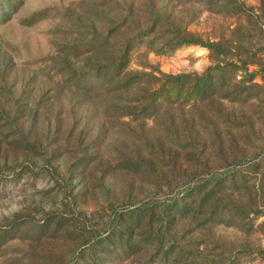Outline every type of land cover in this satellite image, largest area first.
<instances>
[{
	"label": "rangeland",
	"instance_id": "rangeland-1",
	"mask_svg": "<svg viewBox=\"0 0 264 264\" xmlns=\"http://www.w3.org/2000/svg\"><path fill=\"white\" fill-rule=\"evenodd\" d=\"M0 264H264V0H0Z\"/></svg>",
	"mask_w": 264,
	"mask_h": 264
},
{
	"label": "trees",
	"instance_id": "trees-1",
	"mask_svg": "<svg viewBox=\"0 0 264 264\" xmlns=\"http://www.w3.org/2000/svg\"><path fill=\"white\" fill-rule=\"evenodd\" d=\"M191 40H187L186 43H190ZM123 65V62H122ZM164 83L158 88L156 91V96L159 99H171L172 97L180 99L181 97H186V99H193L201 95L202 97L205 95V89L201 87H193L185 88L186 80L190 77L189 75H176V76H168ZM206 80H200L203 86H205ZM201 84V85H202Z\"/></svg>",
	"mask_w": 264,
	"mask_h": 264
}]
</instances>
